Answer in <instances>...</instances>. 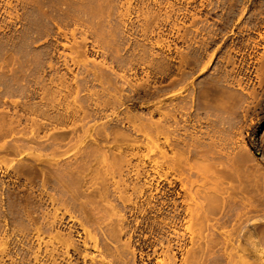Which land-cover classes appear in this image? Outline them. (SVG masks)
<instances>
[{"label":"rangeland","instance_id":"obj_1","mask_svg":"<svg viewBox=\"0 0 264 264\" xmlns=\"http://www.w3.org/2000/svg\"><path fill=\"white\" fill-rule=\"evenodd\" d=\"M93 188L217 191L213 238L264 264V0H0V264H67Z\"/></svg>","mask_w":264,"mask_h":264},{"label":"bare ground","instance_id":"obj_2","mask_svg":"<svg viewBox=\"0 0 264 264\" xmlns=\"http://www.w3.org/2000/svg\"><path fill=\"white\" fill-rule=\"evenodd\" d=\"M168 191L167 195L176 198L183 194L180 204L173 202L163 205L165 208L135 204L126 206L123 203L113 205L107 200L110 195L129 202V198L125 199L126 190L120 188L111 193L104 188H93L83 193L90 202L95 197L102 201L100 204L93 201L83 203L76 211L79 214L67 210V220L72 223L70 228L77 225L80 231L74 228L79 245L70 233L67 234V264H132L136 256L141 264H244L242 236L236 247L231 248L228 235H222L219 242L211 234L213 229L220 227L219 222L211 223L212 219L209 218L217 191ZM132 192L140 196L147 193L142 189H133ZM218 193L221 195L223 192ZM196 197L202 202H196ZM49 200L54 202L53 199ZM148 213L153 214L157 223L147 225L145 217ZM133 215L140 217V220L130 222L129 218ZM142 232L148 235L132 240L135 234L141 235ZM187 245L189 248H186Z\"/></svg>","mask_w":264,"mask_h":264}]
</instances>
